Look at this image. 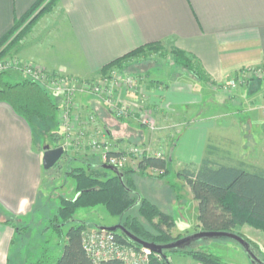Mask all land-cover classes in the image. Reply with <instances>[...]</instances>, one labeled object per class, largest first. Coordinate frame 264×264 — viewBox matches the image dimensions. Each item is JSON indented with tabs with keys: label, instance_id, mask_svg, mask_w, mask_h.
I'll use <instances>...</instances> for the list:
<instances>
[{
	"label": "crops",
	"instance_id": "0c3cea01",
	"mask_svg": "<svg viewBox=\"0 0 264 264\" xmlns=\"http://www.w3.org/2000/svg\"><path fill=\"white\" fill-rule=\"evenodd\" d=\"M39 1L0 0V40ZM53 7L49 12L55 20L50 27L53 30L48 31L44 25L47 33L38 40L26 35L18 48L20 60L83 80L98 76L112 62L145 46L160 44L183 52L206 80L195 79L181 68L185 76L191 75L193 89L177 80L170 83V79L163 85L152 83L150 91L145 92L153 98L154 93L162 97L150 101L152 108L165 112L175 109L178 121H185L181 135L166 146V158L179 169L175 175L180 168H197L206 159L213 166L264 175V76L251 79L235 91L216 93L218 86L240 71L264 69V0H54ZM163 79L150 76L151 81ZM6 80L16 83L24 78L11 71ZM205 89L210 92L207 96L198 95ZM218 95L225 100L210 102ZM51 98L59 109L62 98ZM82 102V111L93 112L98 123L92 131L87 130L88 139L105 138L118 146L139 143L148 148L150 136L135 122L114 120L100 101ZM186 112L190 115L185 118ZM217 112L221 113L213 116ZM42 155L43 148L36 143L31 128L8 105L0 103V264H11L14 244L24 237L14 226L23 228L21 224L32 215L42 179ZM70 162L82 168L101 165L98 155L92 154L70 158ZM166 188L169 206L177 207L178 218L191 220L176 223L167 210L159 209L174 221L171 237L199 232L198 203L189 187L176 176L175 183L166 182ZM8 220L12 223H6ZM233 233L256 244L258 254L264 257L263 231L243 225ZM218 245L239 253L226 243ZM244 257L223 264H250ZM167 258L169 264H198L183 255Z\"/></svg>",
	"mask_w": 264,
	"mask_h": 264
},
{
	"label": "trees",
	"instance_id": "16d2710c",
	"mask_svg": "<svg viewBox=\"0 0 264 264\" xmlns=\"http://www.w3.org/2000/svg\"><path fill=\"white\" fill-rule=\"evenodd\" d=\"M53 1L40 0L23 20L15 23L13 29L0 40V58L9 51L11 46L23 38L43 13L49 10ZM160 46V44H155L142 47L124 58L112 62L104 69L144 54L146 50H157ZM172 54L177 66L188 71L195 79L206 80L198 66L183 52L173 50ZM0 103L8 105L32 131L35 130L37 124L49 127L54 124L58 111V107L49 93L41 86L28 79L10 83L6 80V73L0 74ZM57 135L56 132L50 134L52 138ZM138 170L141 175H145L147 170L160 171L162 176L158 178L162 179L169 174V161L165 158H144L138 164ZM120 172L123 174L122 180L114 174L107 176L106 171L100 166L72 168L67 172L68 177L73 181L75 195L72 199L60 198L56 214L50 221L51 226L60 237L63 229L68 228L62 236L66 239L65 245L55 264H94L87 256L81 239L82 233L86 229L92 228L93 225L75 219L74 215L80 209L91 210L103 207L108 215L118 218L119 224L126 230L147 242L162 245L180 239L178 237L173 239L170 235L174 227L172 217L162 213L153 204L141 198L133 189L131 176L135 172L128 169ZM176 176L186 183L194 200L198 203L200 231L233 233L236 227L248 225L264 232L263 174L250 173L242 168L213 166L206 159L202 160L197 168L185 167ZM134 212L137 213V216L132 215ZM155 219L156 222H154ZM10 222L8 220L6 223L11 224L12 222ZM145 225H148L154 232L147 229ZM14 228L17 233L23 230L17 225ZM114 236L121 244L131 245L137 250L141 249L120 233L114 234ZM244 239L259 257L257 245L246 238ZM168 252H180L198 264H223L219 258L210 253L187 250V248L164 251L161 255L151 253L149 264H169ZM260 259L264 263V257L262 256ZM35 264H43L42 259ZM99 264H122V262L108 260Z\"/></svg>",
	"mask_w": 264,
	"mask_h": 264
},
{
	"label": "rangeland",
	"instance_id": "374dc122",
	"mask_svg": "<svg viewBox=\"0 0 264 264\" xmlns=\"http://www.w3.org/2000/svg\"><path fill=\"white\" fill-rule=\"evenodd\" d=\"M54 10L53 3L49 10L45 11L41 17L43 19H38L35 23V27L30 29L26 35L28 37H37V40L40 38H44L45 28L44 25H47V30H53L51 24H54V19L49 12ZM40 17V18H41ZM39 22V23H38ZM38 23V24H37ZM44 30V31H43ZM23 38L19 40L15 45L11 46L9 51L3 54L0 58V70L2 71L4 66L3 64H8V66H18L20 62V58L17 56L18 48L20 47L21 41ZM170 47L162 45L157 50H146L144 54H141L137 57H132L121 61L117 65L110 66L109 68L102 71L98 76H95L90 79H75L77 83L72 84L74 87V94L72 100V107L67 111L69 116V130L65 133L64 128L62 127V122L64 121L65 111L64 108L62 110L63 105L66 103V98H63L61 95L57 94H49L51 96H60L62 98V105L58 109L56 113V119L54 124L44 125L37 124L35 127L34 138L36 143L39 144L40 148L44 146H49L51 149L63 147L65 149L63 156L57 162V164L51 168L50 170L42 172L41 184L38 190V196L35 206L33 207L32 215L29 221L22 223L23 230L21 233H24V237L17 239L14 244L12 254H11V264H35L38 260L43 261V264H55L56 260L61 256L63 246L65 245V239L62 237L68 230V228H64L62 231V236L60 237L55 229L51 226V219L56 214V211L59 207L60 198L72 199L75 195L74 188H72V179L68 177L67 172L77 167L74 163H69V160L78 159L83 156V154L77 150L75 147L71 146V140L76 139V137L84 131L91 130L92 128H96L97 126L89 125L88 128H84L85 121V113L84 111V101H88L89 99L93 102L102 101L103 96L106 95L107 92L105 90L108 87V82L105 81L108 77H135L140 80L143 87L146 88L147 91H150L152 82L153 83H161L162 85L170 80V83L174 80L179 81V83L186 84L187 86L193 87L192 77L188 74L186 77L182 71V69L175 64L174 57L172 54ZM25 63V62H24ZM26 64H28L26 62ZM33 65V64H28ZM35 66V65H33ZM15 67V66H14ZM38 67V66H36ZM43 71H48L45 68L38 67ZM8 70V69H7ZM16 72V71H15ZM7 73H10L8 70ZM186 73V72H185ZM162 76L164 79L162 81H151L150 76ZM23 78L24 75L22 74ZM166 78V79H165ZM190 79V80H189ZM12 81V80H8ZM195 82V80H193ZM91 85V86H89ZM207 88V85H204ZM94 87H100V91H95ZM154 87V86H153ZM191 87V89H193ZM223 85L218 86L216 89V93H218L222 89ZM162 88H160L161 90ZM187 89V88H186ZM226 93L225 91H223ZM114 93L116 96V101H122L123 105L128 106V110L134 114L139 111L140 108H146L154 112V108L150 106V101L152 99L161 100L162 97L154 93L153 96H148L146 100L144 98H140L134 95L128 87L124 85H119L117 90L114 89ZM209 90L205 89V91L198 92V95L207 96L209 94ZM89 98V99H88ZM210 102L216 100L215 103L219 104V102H223L224 97L217 96L211 97ZM82 99V101H80ZM209 102V101H208ZM92 103V102H91ZM93 103V104H95ZM133 103V104H132ZM150 103V104H149ZM99 104V103H97ZM137 105V106H134ZM163 106V105H162ZM205 106H202V108ZM139 108V109H138ZM142 108V109H143ZM140 109V112L142 111ZM145 109V110H146ZM144 110V111H145ZM170 110V109H169ZM167 110V112L162 109H156L155 113H153V119L155 120L157 127L159 130L155 132H151L146 130L144 127L140 126L139 123L135 122L132 118L127 117L128 120L135 122L137 126L145 129L150 136V143L148 144V151L150 154L162 153L163 158H166V153L168 152L166 146H171L172 141L181 135L182 131L185 128L184 120L183 122L178 121L175 109L172 111ZM89 112V111H88ZM86 111V113H88ZM91 112V111H90ZM221 112H217L214 115H219ZM109 115V114H108ZM190 113L186 112L185 118L188 117ZM112 118V117H111ZM115 120V119H114ZM186 120V119H185ZM118 121V120H117ZM122 121V120H121ZM178 121V122H177ZM98 125V124H97ZM93 130V129H92ZM91 130V131H92ZM52 132H56L58 135L56 137H51L50 134ZM90 132V131H89ZM60 133V134H59ZM55 134V133H53ZM72 138V139H71ZM97 139V138H96ZM94 140V139H93ZM141 140V139H140ZM68 142V143H65ZM70 143V144H69ZM135 146H141L139 143H135ZM95 155V154H92ZM97 155V154H96ZM170 161V174L165 178L159 179L158 177L162 176V174H156L151 170H147L145 172V176L141 175L138 172L132 174L131 179L133 183V189L136 193L143 199L149 201L152 204H155L158 209H162L164 211H168L170 215L173 216V219L176 223H183L186 220L190 222L191 220L188 217L178 218L179 212L177 207L169 206L168 199L170 198V193L166 188V182L175 183L176 180V171L177 165L175 162L168 159ZM79 168V167H77ZM86 168V167H84ZM183 168H180V171ZM139 171V170H135ZM107 176H112V172L106 171ZM181 183V182H180ZM184 194V193H183ZM168 203V204H167ZM132 215L137 216V213L134 212ZM76 220L84 221L90 225H102V226H114L119 224L120 220L118 218H113L103 207H97L91 210L80 209L76 211L74 215ZM143 222V220H141ZM27 226V227H26ZM147 229L151 232H154L148 225H145ZM25 227V229H24ZM91 229V228H89ZM255 229V228H253ZM258 230V229H255ZM260 231V230H258ZM194 234V233H193ZM192 233L190 235H193ZM219 242V243H218ZM222 243H226L227 245L239 250V253H235V251L228 249V247H224L223 245H218ZM187 250L194 251H204L210 253L217 258L220 259L222 263L230 262L236 260L238 257L243 258L244 254L242 253L241 248L233 241H201L195 243L187 248ZM183 255L180 252H168L167 256H177ZM186 256V255H183ZM259 257L262 256L259 254ZM245 258V257H244Z\"/></svg>",
	"mask_w": 264,
	"mask_h": 264
},
{
	"label": "built area",
	"instance_id": "2783aa9c",
	"mask_svg": "<svg viewBox=\"0 0 264 264\" xmlns=\"http://www.w3.org/2000/svg\"><path fill=\"white\" fill-rule=\"evenodd\" d=\"M8 64H3L4 68L2 71L0 70V74L8 70L10 72L16 71L21 75L23 74L25 77L24 79H28L41 86L47 93L61 95L63 98H66V103L62 107V110L64 108L65 111L62 127L65 133H67L69 130V116L67 111L72 107L74 87L71 85L77 83L75 79L59 72L43 71L36 66L28 65L24 62L18 63V66L14 65L15 67H9ZM263 76V68L245 69L223 84L222 89L230 92L235 91L240 86L247 84L251 79L261 78ZM105 81L109 84L105 90L107 93L103 96L101 102L110 117L118 121H126L128 120L127 117H129L146 130L151 132L159 130L153 119V112L151 110L142 107L143 109L140 108L142 109L141 112L138 108L139 111L132 114L128 110V106L123 105L122 101L117 102L115 100L116 96L114 89L117 90L118 86L121 84L128 87L134 95L146 100L148 98V95H145L147 90L143 87L138 78L117 76L114 78L108 77ZM99 89L100 87H94L95 91ZM134 106L137 105L134 104ZM83 122L85 123L84 128H88L89 125L97 126L98 124L96 115L93 112L85 113V121ZM86 133L82 131L76 139L71 138V146L75 147V150L78 152L80 151L82 154H97L100 158L101 165H108L119 171L128 169L133 172H138L135 170H138V164L144 158L155 157L164 159L162 153L150 154L148 148L135 145L118 146L117 144H112L105 138H101L100 140L88 139ZM65 143L68 142L65 141ZM61 148L65 151L63 147ZM151 171L156 174H162L160 171ZM81 239L82 246L87 256L94 264H99L108 260H118L122 262V264H149V257L151 254L149 251L142 248L137 250L131 245L121 244L117 242L113 233L96 229H86L82 233Z\"/></svg>",
	"mask_w": 264,
	"mask_h": 264
},
{
	"label": "water",
	"instance_id": "95a60500",
	"mask_svg": "<svg viewBox=\"0 0 264 264\" xmlns=\"http://www.w3.org/2000/svg\"><path fill=\"white\" fill-rule=\"evenodd\" d=\"M64 150L59 147L55 149H50L49 146L43 147V155H42V169L44 171L50 170L53 168L60 158L63 156ZM100 168L112 172L115 176H117L120 180L123 178V174L114 167L108 165H100ZM94 229L100 231H106L113 234L120 233L127 240L132 243L138 245L140 248L149 251L150 253L161 255L164 251H173V250H183L191 245L195 244L198 241L202 240H219V241H233L235 242L242 250L243 254L246 256L247 260L250 264H264L262 260L258 257L252 246L241 236L231 233V232H206L199 231L194 233L193 235H189L178 240L172 241L168 244H155L152 242L144 241L132 233H130L126 228H124L121 224H117L114 226H98L94 225Z\"/></svg>",
	"mask_w": 264,
	"mask_h": 264
}]
</instances>
